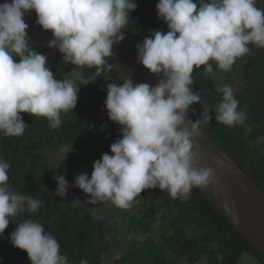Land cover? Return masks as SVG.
<instances>
[{"label":"clouds","instance_id":"clouds-1","mask_svg":"<svg viewBox=\"0 0 264 264\" xmlns=\"http://www.w3.org/2000/svg\"><path fill=\"white\" fill-rule=\"evenodd\" d=\"M257 6L256 0H157V18L168 31H154L138 43L124 30L137 7L135 0H10L0 4V133L22 136L27 125L20 113L44 117L50 129L60 128L61 114L76 108L79 86L92 83L106 68H115L109 59H115L112 49L124 39L123 30L136 44L139 63L162 78L152 86L134 84L130 77L122 80L117 73L122 83L107 84L104 107L108 119L120 126L121 137L93 162L90 177L87 173L76 176L74 186L89 197L88 203L111 202L123 211L137 202L141 192L142 199L153 188L167 191L174 200H187L193 189L207 188L215 177L214 170L205 165L206 154L194 150V139L213 113L199 93H193L192 73L203 66L204 74L215 78L210 61L227 72L238 58L250 53V44L264 48V9ZM29 11L36 13L42 30L51 32L47 46L62 54L60 61L76 66L62 79H56L48 67V55L28 44L24 15ZM242 63L246 65L238 62L237 67ZM84 67H95L94 76L85 77L77 70ZM218 91L222 99L215 108V121L231 129L245 124L246 114L237 110L239 101L232 87L225 84ZM262 95L264 99V91ZM193 104L202 108L197 120L189 110ZM188 112L194 121L187 119ZM105 127L101 125V130ZM9 168L0 159V237L12 218L25 212L36 214L43 205L31 195L10 190L13 171ZM69 179L56 175L50 180L57 185L58 197L66 198ZM150 214V231L130 236L145 246L155 240L164 245L170 214L166 207ZM9 239L26 252L30 264H69L59 241L39 221L24 219ZM80 264L88 261L82 259Z\"/></svg>","mask_w":264,"mask_h":264},{"label":"trees","instance_id":"trees-1","mask_svg":"<svg viewBox=\"0 0 264 264\" xmlns=\"http://www.w3.org/2000/svg\"><path fill=\"white\" fill-rule=\"evenodd\" d=\"M135 3L137 7L130 13L129 24L124 28L130 37L141 43L154 31H168L163 20L157 18V0H135ZM261 3L264 5V0H256V4ZM249 48L250 53L238 58L230 71L224 72L210 61L215 78L205 75L203 66L195 68L191 87L213 113V119L201 128L264 191V103H255V98L253 102H246L249 86L254 83L242 82L251 78L264 89V48H259V52L254 45L250 44ZM47 58L56 79H62L76 67ZM238 62H246V65L239 68ZM77 70L89 78L96 71L95 67ZM108 83H122L115 68H106L92 83L80 85L76 108L61 114L63 123L58 129H50L44 117L20 113L27 125L25 133L20 137L0 133V159L6 160L13 171L8 180L10 190L43 201L38 213H21L9 222L0 237V264H30L26 252L11 244L10 235H4L11 234L16 224L27 218L39 221L47 233L56 237L69 264H80L82 259L88 264H264V256L227 222L199 188L193 189L187 200H174L167 191L153 188L152 193L142 199L141 192L127 211L114 206L113 210L119 215L110 216L109 221L94 216L93 204L74 186L75 178L71 173L88 171L90 177L93 162L109 152L110 144L121 137L120 126L108 119L104 107ZM225 84L232 87L239 101L237 110L246 114L245 124L233 129L214 118L215 108L222 99L218 89ZM240 87L247 88L239 91ZM189 110L194 120L200 118V104L191 105ZM101 125L106 126L103 131ZM56 175L70 178L66 198L55 193L57 185L50 180ZM161 207H166L171 217L168 238L164 245L149 243L145 246L134 236L150 231V211Z\"/></svg>","mask_w":264,"mask_h":264},{"label":"water","instance_id":"water-1","mask_svg":"<svg viewBox=\"0 0 264 264\" xmlns=\"http://www.w3.org/2000/svg\"><path fill=\"white\" fill-rule=\"evenodd\" d=\"M5 2L10 0H0V4ZM36 19L34 11L24 15V21L28 24L26 31L29 46L39 53L63 60L58 50L47 46L53 38L52 34L50 31L42 30ZM121 32L124 39L113 46L115 59H109V62L115 64V69L122 80L130 77L134 84L148 83L155 86L162 76L150 74L139 63L136 44L123 30ZM187 119L194 121L189 112ZM193 143L194 150L206 154L205 165L212 168L215 173L212 185L199 189L214 203L227 222L264 256V191L240 164L227 155L202 129Z\"/></svg>","mask_w":264,"mask_h":264},{"label":"rangeland","instance_id":"rangeland-1","mask_svg":"<svg viewBox=\"0 0 264 264\" xmlns=\"http://www.w3.org/2000/svg\"><path fill=\"white\" fill-rule=\"evenodd\" d=\"M195 2V0H194ZM258 5L257 7L258 8H261V9H264V5H259V4H256ZM259 48H257V51L259 52ZM243 64V63H242ZM239 65V68L241 67V65ZM244 65V64H243ZM246 80H252L251 78H247V79H242V82L245 83ZM253 85L251 88L248 89V95L246 96V102H253V98H255V101L254 102L256 103H259V104H263L264 103V99H263V96L260 97V94H262V92L264 91V89L259 85V84H256L255 83V80H253ZM240 90L239 91H243V90H246V87H240L239 88ZM60 158V157H58ZM81 173H87L88 174V171H84V172H79V171H76V172H73L71 173L73 178H76V176L78 174H81ZM90 175H91V170H90ZM93 207H94V216L97 218V219H103V218H106L108 221L110 220V216H113L114 215H119V212H116L113 210V207L114 205L111 203V202H98L97 204H93ZM115 219V218H114ZM118 220H121L120 218H118ZM110 238H108V242H110ZM153 243H156L158 245H160V243L155 240L154 242L152 241V244ZM150 244V245H152ZM114 246V245H112Z\"/></svg>","mask_w":264,"mask_h":264}]
</instances>
